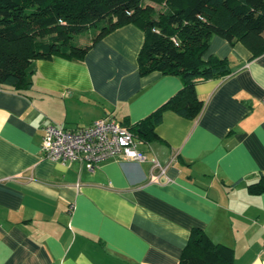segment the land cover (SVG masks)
<instances>
[{
  "label": "crops",
  "instance_id": "0c3cea01",
  "mask_svg": "<svg viewBox=\"0 0 264 264\" xmlns=\"http://www.w3.org/2000/svg\"><path fill=\"white\" fill-rule=\"evenodd\" d=\"M143 40L125 24L81 60H35L27 90L0 89V264H178L194 228L231 247L232 264H264V192L248 190L264 173V52L213 34L204 57L227 58L231 73L195 84L196 118L165 109L156 137L139 140L143 161L88 168L41 152L48 123H134L181 87L139 74Z\"/></svg>",
  "mask_w": 264,
  "mask_h": 264
},
{
  "label": "trees",
  "instance_id": "16d2710c",
  "mask_svg": "<svg viewBox=\"0 0 264 264\" xmlns=\"http://www.w3.org/2000/svg\"><path fill=\"white\" fill-rule=\"evenodd\" d=\"M129 23L144 33L137 56L139 74L159 71L178 76L182 83L144 118L123 121L142 142L156 137L154 129L165 109L196 118L203 101L195 84L231 73L227 58L204 57L213 34L241 42L252 58L264 52V0H0V89L27 90L35 60H81L94 42ZM85 33L92 35L90 41L75 43V37ZM248 190L264 192V173ZM232 259L231 247L194 228L178 264H232Z\"/></svg>",
  "mask_w": 264,
  "mask_h": 264
},
{
  "label": "built area",
  "instance_id": "2783aa9c",
  "mask_svg": "<svg viewBox=\"0 0 264 264\" xmlns=\"http://www.w3.org/2000/svg\"><path fill=\"white\" fill-rule=\"evenodd\" d=\"M140 141L125 126L111 116L101 117L85 127L75 130L61 124L48 123L43 127L41 152L51 160L80 161L88 168L121 155L124 160L143 161L146 156L138 148ZM153 168L165 173L156 158H151ZM264 259V242L261 249Z\"/></svg>",
  "mask_w": 264,
  "mask_h": 264
},
{
  "label": "rangeland",
  "instance_id": "374dc122",
  "mask_svg": "<svg viewBox=\"0 0 264 264\" xmlns=\"http://www.w3.org/2000/svg\"><path fill=\"white\" fill-rule=\"evenodd\" d=\"M91 38L92 35L90 33L79 34L75 37L74 41L75 43L82 44L85 42H89Z\"/></svg>",
  "mask_w": 264,
  "mask_h": 264
}]
</instances>
